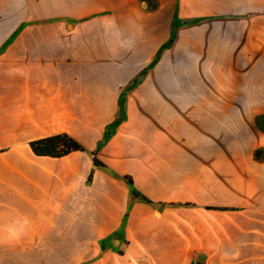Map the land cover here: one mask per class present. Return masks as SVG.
Segmentation results:
<instances>
[{"label":"crops","instance_id":"0c3cea01","mask_svg":"<svg viewBox=\"0 0 264 264\" xmlns=\"http://www.w3.org/2000/svg\"><path fill=\"white\" fill-rule=\"evenodd\" d=\"M160 1L0 0V264H264V0Z\"/></svg>","mask_w":264,"mask_h":264},{"label":"trees","instance_id":"16d2710c","mask_svg":"<svg viewBox=\"0 0 264 264\" xmlns=\"http://www.w3.org/2000/svg\"><path fill=\"white\" fill-rule=\"evenodd\" d=\"M177 25V24H176ZM174 41V37L166 44H164V47H169ZM122 109L124 108V99L122 98L120 103ZM126 117V112L123 110L122 118L117 119V121L112 125L113 130L111 132H106L105 139H109L113 132L115 131V127L120 124L124 118ZM30 146L32 150L38 154V155H48L53 157H61L64 155L69 154L72 151H83L85 150V147L72 135L64 132V133H58L53 134L50 136L38 138L35 140H32L30 142ZM101 146V144H100ZM99 148V147H98ZM95 161L97 164H101L100 161L95 157ZM129 182L132 183L131 179H129ZM135 193L138 196H142L139 192L135 191ZM143 199L149 201L147 198L143 197Z\"/></svg>","mask_w":264,"mask_h":264},{"label":"rangeland","instance_id":"374dc122","mask_svg":"<svg viewBox=\"0 0 264 264\" xmlns=\"http://www.w3.org/2000/svg\"><path fill=\"white\" fill-rule=\"evenodd\" d=\"M146 2H148V7L146 9L149 11L157 10L161 6L160 0H146ZM174 11H175L174 14L172 11L170 13H167V15H165V17L168 21L173 22L174 31L178 26L195 23V22H198V20H201L203 18V17L202 18H189V17L188 18H184V17L179 18L178 17V10L176 11V9H175ZM210 17L219 18V17H221V15H213ZM171 25H172V23H171ZM172 38H173V36L169 40H166L164 44L168 43ZM178 50L180 51L179 53H184V52L188 53V45L186 44V41L185 42L183 41L180 45H178ZM187 59H188L187 56L184 58L182 57V60L179 63L181 65V68L187 67V65H188ZM145 72L146 71H143L142 73H139L136 77H134V80H132V88L137 86V84L142 81ZM123 110H124V108L120 110V114L116 118L114 123L117 121V119L122 118ZM114 123H112V125ZM257 123H258V126L262 130H264V116H261L260 118H258ZM112 125L106 129V132L109 133L114 129ZM106 132H105V134H106ZM104 140H105V138H104ZM133 195H136V193L134 192Z\"/></svg>","mask_w":264,"mask_h":264}]
</instances>
